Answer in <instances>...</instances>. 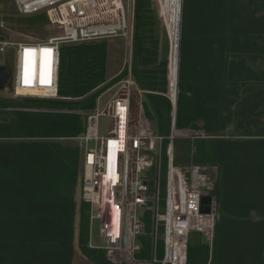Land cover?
Masks as SVG:
<instances>
[{
  "label": "trees",
  "instance_id": "1",
  "mask_svg": "<svg viewBox=\"0 0 264 264\" xmlns=\"http://www.w3.org/2000/svg\"><path fill=\"white\" fill-rule=\"evenodd\" d=\"M176 12L171 26L172 55ZM164 15V13H163ZM150 0H134L131 75L146 118L166 135L171 60L160 58ZM107 44L60 49L56 100L0 94V264H74L77 137L107 82ZM264 0H181L175 127L204 138L177 141L183 159L216 169L219 219L212 246L188 245L187 264H264ZM230 131L231 135H226ZM77 245L91 264L89 206L79 205ZM140 259L150 258L146 221Z\"/></svg>",
  "mask_w": 264,
  "mask_h": 264
},
{
  "label": "built area",
  "instance_id": "2",
  "mask_svg": "<svg viewBox=\"0 0 264 264\" xmlns=\"http://www.w3.org/2000/svg\"><path fill=\"white\" fill-rule=\"evenodd\" d=\"M8 4L21 17L44 14L60 31L46 40H8L0 35L4 66L7 52L13 58L10 89L3 91L8 98L58 99L60 49L64 45L113 38L126 44L128 60L115 77L125 70L126 75L104 91L109 98L103 106L102 93L93 109L76 112L84 122L82 134L58 139L80 150L79 202L89 206L88 248L103 252L111 264H187L191 233H199L211 247L219 219L213 195L216 169L195 163L193 150L183 159L176 146L177 141L205 137L199 129L175 127L177 92L169 91L167 96L172 110L166 135L145 116V92L131 75L134 0H0L1 17L2 6ZM29 60L32 74L23 69ZM100 117L111 121L104 134L99 133ZM203 197L211 199L209 213L201 211ZM146 221L150 222V258L140 259ZM94 223L97 245L91 238Z\"/></svg>",
  "mask_w": 264,
  "mask_h": 264
},
{
  "label": "rangeland",
  "instance_id": "3",
  "mask_svg": "<svg viewBox=\"0 0 264 264\" xmlns=\"http://www.w3.org/2000/svg\"><path fill=\"white\" fill-rule=\"evenodd\" d=\"M128 0H123L126 3ZM132 1V0H130ZM152 9L155 13V29L158 33L160 41V55L159 57H164L168 60H171L172 54V36H171V26L173 23V15L175 10V0H150ZM4 15L0 16V21L3 22L4 29L0 30V35L8 40H19L24 39L25 37H31L38 40H46L47 38L60 35V31L56 26L50 25L44 14H37L30 17H21L18 16L13 7L8 5L2 6ZM164 13V15H163ZM176 14V12H175ZM175 28V24H173ZM105 42L107 44L108 54H107V81L114 78L118 73L123 70L125 62L128 60V53L126 49V44L123 39L113 38L96 41ZM5 64L4 55L0 54V65ZM7 66L10 72L13 70V58L10 55L7 59ZM264 68V66H262ZM111 88V86L109 87ZM108 88V89H109ZM2 96L6 97L5 93H1ZM109 98V93L102 94V106L105 101ZM19 100V99H18ZM153 124V122H151ZM111 125L110 119L106 117L99 118V133H106ZM155 126V125H154ZM232 132L228 131L226 135H231ZM67 143V142H65ZM71 144V143H68ZM74 145V144H72ZM76 146V145H74ZM77 147V146H76ZM79 158V168L80 160ZM211 178H214L215 171H210ZM76 202V215H75V224H74V264H91L89 263L80 253L77 245V226H78V217H79V186L77 185V191L75 196ZM96 229L97 226L94 223L91 238L94 245H97L96 239ZM202 240V236L199 233H191L189 235V245H198Z\"/></svg>",
  "mask_w": 264,
  "mask_h": 264
},
{
  "label": "bare ground",
  "instance_id": "4",
  "mask_svg": "<svg viewBox=\"0 0 264 264\" xmlns=\"http://www.w3.org/2000/svg\"><path fill=\"white\" fill-rule=\"evenodd\" d=\"M179 1L176 0V14H175V28H174V39H173V55L171 54V94L174 91L175 82L177 80V64H178V51L176 49V41H177V30L179 29V26H177V15H178V8H179ZM177 51V52H176ZM175 52H176V61H175ZM9 52H7V59H8ZM31 59V58H30ZM176 62V65H175ZM176 66V70H175ZM6 69L8 70L9 74L11 73L8 69V66L6 64ZM23 69L26 74H32L33 73V63L32 60H29L25 63L23 66ZM176 78V79H175ZM10 89V84L8 83L5 87V90ZM39 93V92H36ZM41 94V93H39Z\"/></svg>",
  "mask_w": 264,
  "mask_h": 264
},
{
  "label": "water",
  "instance_id": "5",
  "mask_svg": "<svg viewBox=\"0 0 264 264\" xmlns=\"http://www.w3.org/2000/svg\"><path fill=\"white\" fill-rule=\"evenodd\" d=\"M180 10H181V0L179 1V8H178V15H177V26H179V29L177 30V38H176L177 39L176 41L177 51L179 47ZM176 52H175V61H176ZM175 65H176V62H175ZM175 70H176V66H175ZM177 72H178V64H177ZM8 83L10 84V74L4 65H0V92L5 91V87ZM175 92H177V80L175 82L173 93ZM210 202H211V199L209 197L202 198V204H203V207L201 210L202 213H209V207L207 205H209Z\"/></svg>",
  "mask_w": 264,
  "mask_h": 264
},
{
  "label": "snow or ice",
  "instance_id": "6",
  "mask_svg": "<svg viewBox=\"0 0 264 264\" xmlns=\"http://www.w3.org/2000/svg\"><path fill=\"white\" fill-rule=\"evenodd\" d=\"M28 51H31V50H28ZM45 53H48V52H50V50L49 49H44L43 50ZM29 81H28V79H27V77L25 78V83H28Z\"/></svg>",
  "mask_w": 264,
  "mask_h": 264
}]
</instances>
